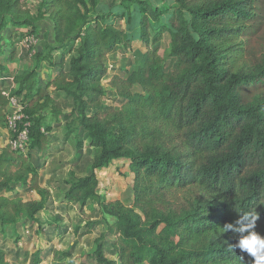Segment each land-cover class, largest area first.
Wrapping results in <instances>:
<instances>
[{
  "label": "trees",
  "instance_id": "trees-1",
  "mask_svg": "<svg viewBox=\"0 0 264 264\" xmlns=\"http://www.w3.org/2000/svg\"><path fill=\"white\" fill-rule=\"evenodd\" d=\"M106 1L37 0L33 15L22 0H0V58L13 46L9 30L37 37L46 17L54 25L21 71L9 77L0 59V134L11 97L22 98L30 122L27 153L0 139V229L49 211L51 190L30 156L48 150L52 124L64 118L55 92L72 101L66 128L75 139L83 134L78 148L89 141L97 150L88 175L70 172L64 200L113 219L106 232L117 260L105 256L102 236L98 264H252L232 247L239 234L223 228L256 211L264 237V0ZM138 42L134 69L108 83L122 101L110 105L108 56ZM46 64L53 71L43 86ZM119 160L130 161L134 176L129 206L104 196L122 174ZM22 190L40 200H25ZM44 258L38 251L30 264ZM0 264H12L2 246Z\"/></svg>",
  "mask_w": 264,
  "mask_h": 264
},
{
  "label": "rangeland",
  "instance_id": "rangeland-1",
  "mask_svg": "<svg viewBox=\"0 0 264 264\" xmlns=\"http://www.w3.org/2000/svg\"><path fill=\"white\" fill-rule=\"evenodd\" d=\"M22 1L24 9L33 15L37 14V0ZM111 2L109 0L105 4L109 6ZM53 28L52 20L46 17L40 22V34L37 37H24L20 33L26 32L25 30L18 32L9 30L7 32V39L13 46L8 45L5 48L6 53L0 59L3 63H8L7 65L11 70L9 77L24 68L25 63L30 59L32 45L39 46L45 33L47 35L50 34ZM167 46L168 39L163 43L162 54ZM134 47L136 48L133 50H121L116 55L110 54L108 56L109 75L103 83L109 90L105 101L110 105L119 106L122 104L120 98L108 87V83L114 75L126 76L128 71L134 69L143 46L138 42L134 44ZM11 52L15 53L14 59L10 58ZM51 71L53 70L50 69L48 64L41 71L40 79L44 83L43 86L47 83L48 78L46 76H49ZM54 72L56 73L57 70ZM6 82L7 86H9L8 82L11 81L7 79ZM136 91L141 92V89L137 88ZM52 95L61 105L64 118L60 122L52 124L53 131L50 133L51 144L48 150L45 153L34 150L31 152L30 158L33 166L39 171L42 186L51 190L49 211L44 213L45 221H42L43 225H46V223L51 225L54 222L53 219L55 220L58 216L62 217V221L56 228L59 237L53 240L55 245L52 242L47 250L55 249L61 253L68 251L69 257L62 260L61 256L59 258L54 256L55 259L53 257H45L43 264H98L95 254L97 249L96 241L101 239L102 236L104 237L105 256L108 259L117 260L116 250L113 248V243H115L116 239L113 235L106 232L107 226L113 222V219L103 216L99 208L95 206L80 208L77 205L68 204L64 200V194L68 189L67 183L70 179V172H75L78 177L88 175L97 150L90 146L89 141L83 142L82 149L78 148V143L83 141V134H80L75 139L76 131L66 128V125L74 118L72 101L66 98L64 94L53 92ZM7 137L8 134H2L1 131V141L6 142ZM129 164L130 161L128 160L115 162V165L120 167L122 174L117 175L113 181H107L110 187L104 192V196L108 201L119 200L128 206L133 203L134 176L129 172ZM22 195L25 200H40L39 195L35 192L22 190ZM43 228L48 231L46 232L47 234H52V230L40 226L37 235L44 232ZM10 235H12V232H10ZM42 238L45 241L47 240L46 236ZM18 253L19 255H16L15 249L12 251L8 250V260L12 264H28L29 260L31 261V257L23 250Z\"/></svg>",
  "mask_w": 264,
  "mask_h": 264
},
{
  "label": "crops",
  "instance_id": "crops-1",
  "mask_svg": "<svg viewBox=\"0 0 264 264\" xmlns=\"http://www.w3.org/2000/svg\"><path fill=\"white\" fill-rule=\"evenodd\" d=\"M46 77L48 78V76ZM3 133L8 134L6 129L2 130V134ZM6 139V142L1 141L2 146H5L8 143L9 135ZM44 213L45 212H41L38 214L36 222L20 220L16 225L6 229L5 233H3V231L0 229V246L5 249L7 258L8 250L12 251L15 249L16 255H19L18 252L20 250H23L31 257L34 253L39 251L41 252L42 257H53L55 259L54 255L51 254V251L53 249H47L49 248L50 244H52V242L54 244L53 240H56V238L59 237V233L56 231V228L62 220L55 225H50L48 223H46V225H43L44 223H42V221H45ZM40 226L47 227L49 230H52V234H47L46 232L48 231L43 228L44 232L41 233L42 235H37V231L40 229ZM10 232H12V235H10ZM43 236H46V241L42 238ZM45 246L46 248H44ZM29 263L30 260L28 264Z\"/></svg>",
  "mask_w": 264,
  "mask_h": 264
},
{
  "label": "clouds",
  "instance_id": "clouds-1",
  "mask_svg": "<svg viewBox=\"0 0 264 264\" xmlns=\"http://www.w3.org/2000/svg\"><path fill=\"white\" fill-rule=\"evenodd\" d=\"M258 219L259 214L256 211L242 212L235 224H226L223 228L225 232L231 230L239 234L238 242L232 247L238 248L242 253H247L252 257V264H264V237L255 231ZM239 258L243 262L244 257L240 256Z\"/></svg>",
  "mask_w": 264,
  "mask_h": 264
},
{
  "label": "built area",
  "instance_id": "built-area-1",
  "mask_svg": "<svg viewBox=\"0 0 264 264\" xmlns=\"http://www.w3.org/2000/svg\"><path fill=\"white\" fill-rule=\"evenodd\" d=\"M8 145L15 151L27 153L29 138V116L26 114V105L21 97H11L7 114Z\"/></svg>",
  "mask_w": 264,
  "mask_h": 264
}]
</instances>
